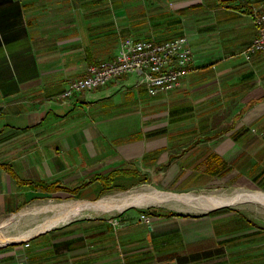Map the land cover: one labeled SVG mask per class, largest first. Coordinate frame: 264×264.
Wrapping results in <instances>:
<instances>
[{
    "label": "crops",
    "instance_id": "obj_1",
    "mask_svg": "<svg viewBox=\"0 0 264 264\" xmlns=\"http://www.w3.org/2000/svg\"><path fill=\"white\" fill-rule=\"evenodd\" d=\"M263 1L0 0V216L98 200L141 176L172 191L264 190V51L242 54ZM182 35L198 68L174 88L151 93L133 72L62 96L122 38ZM102 214L2 243L0 264H264L263 228L234 209Z\"/></svg>",
    "mask_w": 264,
    "mask_h": 264
},
{
    "label": "built area",
    "instance_id": "obj_2",
    "mask_svg": "<svg viewBox=\"0 0 264 264\" xmlns=\"http://www.w3.org/2000/svg\"><path fill=\"white\" fill-rule=\"evenodd\" d=\"M248 14L256 26V35L242 50L247 60L264 51V1L253 4ZM198 61L187 35L158 41L126 36L121 39L117 55L100 63H89L86 73L72 78L62 92L70 98L74 93L107 84L127 73L139 72L136 84L145 83L151 93L174 88L192 71ZM140 220L150 221L149 212H141Z\"/></svg>",
    "mask_w": 264,
    "mask_h": 264
},
{
    "label": "rangeland",
    "instance_id": "obj_3",
    "mask_svg": "<svg viewBox=\"0 0 264 264\" xmlns=\"http://www.w3.org/2000/svg\"><path fill=\"white\" fill-rule=\"evenodd\" d=\"M159 189V190H166L169 192H185V193H191L194 195H223V196H231L239 191H264L261 188H258L256 186L254 187H248L245 185H236V186H219L217 188H204V189H193V190H169L163 188V186H158L152 180L145 179L141 182H135L132 183H123L121 189H112L108 191L106 194H103V197H109V196H122L129 194L131 192H149L152 191V189ZM101 197V198H103ZM101 198H98L101 199ZM72 200H82L80 198H45V199H38L35 200L28 205L24 206L23 208H20V210L14 211L9 214H4L0 216V236L7 235L17 238H12L10 241H21L24 239L23 237H20L27 229H30L31 227L35 226L38 222L42 221L45 218H50L53 216V214H58L62 211L63 205H56L52 207L53 209H49L46 211H35L30 213H25L21 215L22 210L26 209H32L36 206H42L44 204L49 203H56V204H62L63 202L72 201ZM95 200V199H93ZM92 200V201H93ZM196 205V206H195ZM224 206H221L222 209H234L237 210L238 213H240L241 218L244 220V222L248 225H252L254 227H260L264 230V201H258V200H240L236 201L231 204H223ZM59 206V207H58ZM56 207V208H55ZM206 208L201 207V204H192L188 201H180V200H169L167 202L162 203H152V202H146L144 204H135L130 205L125 208H112L111 210H108L106 212L100 211L97 208H82L77 213H73L68 218L64 220V222H61L60 224H63L69 220H72L74 218H92V217H98L103 213L102 215H113V214H121L122 212H126L130 210L134 215L139 214L141 212H149L150 214H153V212L156 211H173V212H179V213H193V214H201ZM105 213V214H104ZM130 213V212H129ZM126 213V214H129ZM14 214V215H13ZM75 214V215H74ZM17 215V216H16ZM21 216V217H20ZM129 216V215H126ZM12 217V218H11ZM16 217V218H15ZM9 221V224L7 223ZM6 225H4L5 223ZM9 225V226H8ZM3 230V231H2ZM19 232V233H18Z\"/></svg>",
    "mask_w": 264,
    "mask_h": 264
},
{
    "label": "bare ground",
    "instance_id": "obj_4",
    "mask_svg": "<svg viewBox=\"0 0 264 264\" xmlns=\"http://www.w3.org/2000/svg\"><path fill=\"white\" fill-rule=\"evenodd\" d=\"M247 199L248 200H258L259 202L260 201L262 202L264 201V191H260V190L245 191V192L239 191L231 196H223V195L206 196V195H194V194L185 193V192H169L166 190H159V189L154 188L152 189V191H149L147 193L137 191V192H131L129 194L118 196V197H114V196L103 197L99 200H93V201L92 200H72V201L63 202L62 204L49 203V204H44L42 206H36L30 210L26 209V210L21 211L20 214L23 215L25 213L27 214V213L35 212V211H38V212L46 211L49 209H53L52 207L56 205H63V209L61 212H59L58 214L55 213L53 214L52 217L50 218L47 217L43 219L42 221L38 222L35 226L31 227L30 229H27L20 237L26 238L48 227H52L57 224H60L61 222H64V220L68 218L70 215H72L73 213H77L82 208H88V207L93 208L94 207L99 210L107 211V209H112V208H125L130 205L144 204L146 202L162 203V202H167L169 200H180L184 202L188 201L189 203L190 202L192 204L198 203V205L201 204V207L209 208V207H218L223 204H231L236 201L247 200ZM7 223L9 224V221ZM7 223H5L4 225H6ZM12 238H17V237L16 236L12 237V236H7V235L5 236L2 234L0 236V244L8 242Z\"/></svg>",
    "mask_w": 264,
    "mask_h": 264
},
{
    "label": "trees",
    "instance_id": "obj_5",
    "mask_svg": "<svg viewBox=\"0 0 264 264\" xmlns=\"http://www.w3.org/2000/svg\"><path fill=\"white\" fill-rule=\"evenodd\" d=\"M120 172H121V173H124L125 175L131 174V173H133V172H136L137 174H139L138 171H136V170H132V169H126V170H123V172H122V171H120ZM114 174H115V173H112V174L108 175L107 177H106V176L103 177L104 181H105L108 185H110V184L114 181ZM119 174H120V173H119ZM145 179H146L145 176H141V177H140V180H145ZM110 189H111V187H110ZM168 213H169V214H175V212H173V211H168Z\"/></svg>",
    "mask_w": 264,
    "mask_h": 264
},
{
    "label": "water",
    "instance_id": "obj_6",
    "mask_svg": "<svg viewBox=\"0 0 264 264\" xmlns=\"http://www.w3.org/2000/svg\"><path fill=\"white\" fill-rule=\"evenodd\" d=\"M221 206H224V205H220L219 207H221Z\"/></svg>",
    "mask_w": 264,
    "mask_h": 264
}]
</instances>
